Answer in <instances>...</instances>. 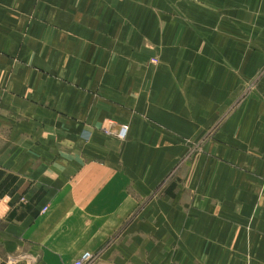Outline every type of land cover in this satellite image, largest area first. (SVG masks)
Segmentation results:
<instances>
[{
  "label": "crops",
  "instance_id": "0c3cea01",
  "mask_svg": "<svg viewBox=\"0 0 264 264\" xmlns=\"http://www.w3.org/2000/svg\"><path fill=\"white\" fill-rule=\"evenodd\" d=\"M174 1L0 0V264H264V75L208 144L245 146V171L205 155L172 179L236 97L239 67L230 23L218 47L204 29L190 50Z\"/></svg>",
  "mask_w": 264,
  "mask_h": 264
},
{
  "label": "rangeland",
  "instance_id": "374dc122",
  "mask_svg": "<svg viewBox=\"0 0 264 264\" xmlns=\"http://www.w3.org/2000/svg\"><path fill=\"white\" fill-rule=\"evenodd\" d=\"M168 14L171 15L172 21L179 30L190 29V50H197V36L194 34L204 33L206 44L218 45L213 41L214 29L221 27L224 31H228L232 26L233 32L236 34L237 38V58H238V82L236 84V97L232 99L227 107L226 111L222 113L218 120L212 125L209 130L206 132L204 138H201L198 141H192L190 139V146L187 152L186 157L183 161L173 170L171 178L175 179L184 175L186 173L185 164L188 165L190 172L189 177H193L194 170L193 167L198 163L199 156H205L206 160L210 157H213L215 161H223L227 164L228 167H233L245 171L246 165L245 162L238 163L236 158V152L240 155L241 152L246 153V148L241 146H230L227 145L225 150L226 154L222 155L220 152H214L213 148H209L208 144L218 139V134L225 123L236 114L241 109L245 107L247 98L251 94L261 93V81L264 75V66L259 68L252 76L248 73L245 68V60L248 54H251V49L255 55L261 56V47L259 46L261 40L260 27L264 24V1L263 0H254V3L247 2V0H175L173 4L167 5ZM155 11L165 12L166 9H161L155 6ZM230 23V27H229ZM182 28V29H180ZM259 28V30L257 29ZM175 29V30H176ZM185 32V31H184ZM201 37V35H200ZM153 62L158 63L159 57H153ZM264 65V64H263ZM245 132L234 133V138L239 142L245 143ZM254 153L261 152L259 148L253 149ZM253 152V151H252ZM251 152V153H252ZM250 153V154H251ZM222 159H220V156ZM260 156V153H258ZM213 164L211 163V166ZM205 171L208 170L209 165L205 164ZM214 167L212 166V170ZM194 171V172H193ZM170 178V179H171ZM195 189V188H194ZM193 189V190H194ZM195 194L196 191H195ZM226 197L220 199L213 198L211 205H223L226 204ZM241 203H238V210H240Z\"/></svg>",
  "mask_w": 264,
  "mask_h": 264
},
{
  "label": "built area",
  "instance_id": "2783aa9c",
  "mask_svg": "<svg viewBox=\"0 0 264 264\" xmlns=\"http://www.w3.org/2000/svg\"><path fill=\"white\" fill-rule=\"evenodd\" d=\"M127 131H128V125L123 124L121 126L120 131L117 133L118 137L121 139H124L127 135ZM47 207H44L42 212L46 211ZM91 260V254L90 253H85L81 258L70 262V263H64V264H87L89 261Z\"/></svg>",
  "mask_w": 264,
  "mask_h": 264
},
{
  "label": "trees",
  "instance_id": "16d2710c",
  "mask_svg": "<svg viewBox=\"0 0 264 264\" xmlns=\"http://www.w3.org/2000/svg\"><path fill=\"white\" fill-rule=\"evenodd\" d=\"M4 175V172L3 171H0V178L1 176ZM9 183V175L6 177V179L0 184V190H2V188H5L6 185ZM9 185V184H8ZM7 185V186H8Z\"/></svg>",
  "mask_w": 264,
  "mask_h": 264
},
{
  "label": "clouds",
  "instance_id": "9594fccd",
  "mask_svg": "<svg viewBox=\"0 0 264 264\" xmlns=\"http://www.w3.org/2000/svg\"><path fill=\"white\" fill-rule=\"evenodd\" d=\"M7 200V197L5 198V202ZM4 202H0V205H3ZM7 211L6 207H2V209H0V218H2L3 214Z\"/></svg>",
  "mask_w": 264,
  "mask_h": 264
}]
</instances>
